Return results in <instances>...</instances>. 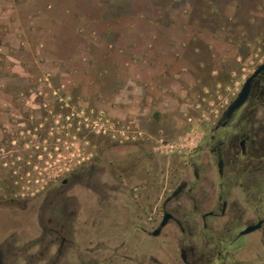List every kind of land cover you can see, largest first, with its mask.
Wrapping results in <instances>:
<instances>
[{"label":"rangeland","instance_id":"rangeland-1","mask_svg":"<svg viewBox=\"0 0 264 264\" xmlns=\"http://www.w3.org/2000/svg\"><path fill=\"white\" fill-rule=\"evenodd\" d=\"M221 1L17 2L16 22L25 31L19 34L24 38L19 51L25 56L18 59L34 80L33 86L13 89L42 91L49 109L34 120L32 132L11 130L0 144V202L7 200V192L30 201L22 194L36 191L43 202L49 187L62 190L61 176L71 171L69 184L85 194L114 188V165L134 156L136 145L139 152L153 148L156 171L189 150L203 125L264 57V0L222 1L225 15L214 11ZM235 9L239 12L233 17ZM229 32L234 39L224 36ZM130 43L137 44L135 50ZM137 57L150 59L157 84L139 88L140 101L136 105L133 100L130 112L109 116L97 108L98 102L122 103L120 92L127 83L114 75ZM3 66L0 57V76L9 75L2 74ZM2 84L0 90L9 88ZM74 206L67 202L68 217L46 210L39 218L48 214L69 226L78 211ZM15 222L0 210V240L19 234ZM27 240L29 249L40 248L39 242Z\"/></svg>","mask_w":264,"mask_h":264},{"label":"flooded vegetation","instance_id":"flooded-vegetation-1","mask_svg":"<svg viewBox=\"0 0 264 264\" xmlns=\"http://www.w3.org/2000/svg\"><path fill=\"white\" fill-rule=\"evenodd\" d=\"M222 1L214 11L225 15ZM40 95L0 90V144L11 130L32 132L34 120L49 109ZM135 147L134 156L114 165V188H95L85 194L86 202L76 201L78 211L68 224L76 229L83 264H264V57L203 125L193 146L163 169H154L153 148L139 152ZM72 172L61 176L59 186L74 190ZM55 188L47 189L52 203ZM38 193L22 194L31 200L18 201L7 192L0 202V210L18 223L15 240H36L38 235L30 233L34 224L53 223L39 218L51 205L43 204ZM47 228L53 232L51 242L61 239L58 229ZM14 248L9 238L0 244L4 263L18 257Z\"/></svg>","mask_w":264,"mask_h":264},{"label":"crops","instance_id":"crops-1","mask_svg":"<svg viewBox=\"0 0 264 264\" xmlns=\"http://www.w3.org/2000/svg\"><path fill=\"white\" fill-rule=\"evenodd\" d=\"M21 0H0V57H3L4 66L2 74H9V75H2L0 76V82H3L4 86L9 88H4L3 91H9L13 89V87H24L29 84H32L34 80L33 77L24 69L23 64L24 61H19L18 58H22L23 53H20L19 47L22 46V41L24 38H21V35L24 30H22L18 23L16 22L17 18V2ZM31 1V0H28ZM22 30V31H21ZM136 43H130L129 49L135 50ZM21 56V57H20ZM150 59L147 57H137L132 59L129 64L126 65L125 69H116V73L114 76H118L120 79L126 81L127 84L126 90H122L120 92V96L122 98V103H114L110 105L107 101L103 103V100H99L97 108L104 110L109 116H122L123 114H127L132 110L131 105L133 100H135L136 105L139 103V98L137 97L139 88L141 89H148L154 84H157V78L154 77L155 69L150 66ZM12 63V64H10ZM8 64V66H7ZM25 71V72H24ZM117 74V75H116ZM10 87H12L10 89ZM131 93L133 95H131ZM137 93V94H136ZM114 97H118L114 95ZM119 98V97H118ZM32 216H36V213L33 212ZM42 219V218H41ZM53 221V223H40L39 228H37L34 224L32 227L31 232L38 237L36 240H32L37 243L39 242L40 248L36 247L35 250L29 249L30 243L27 238L21 239L18 237L17 240L14 238H9L14 243V251H20L18 257H13L12 261H7L4 263L5 259V252L4 254L1 253L0 255V264H78L77 260L80 258L81 263L85 259L83 256L79 254V249H81L80 243L77 241L76 229H70L71 226H66L63 228L61 225L57 224L54 219L49 218ZM55 228L58 229V235L61 233V239L50 241L49 236H53L48 231V228ZM73 228V227H72ZM60 229V230H59ZM71 231V233H69ZM17 233V232H16ZM57 233V232H56ZM8 239V238H6ZM5 239L0 240V244L5 243ZM35 243V244H36ZM52 244L49 247L47 244ZM56 249L61 250V254L56 255ZM23 251V252H22ZM31 251H37V253H28ZM78 253V254H77ZM51 257V259H50Z\"/></svg>","mask_w":264,"mask_h":264},{"label":"water","instance_id":"water-1","mask_svg":"<svg viewBox=\"0 0 264 264\" xmlns=\"http://www.w3.org/2000/svg\"><path fill=\"white\" fill-rule=\"evenodd\" d=\"M79 196H82L84 198L85 192L80 190V189L78 190L76 188H74V190H70L68 187L62 188V190L55 192V194L53 196V203L50 199H45L43 201V204L49 203L51 205V210H55V214H57L59 216V218L61 216L68 217V216H70V214H69V208H67V202L72 200L76 203L77 198ZM47 217H49V215H47L46 218ZM49 218H51V217H49ZM53 218H55L57 221L56 217H53ZM57 224L60 225L59 222ZM61 226H64V225H61ZM69 226H70V224H69ZM69 233H71V231H69Z\"/></svg>","mask_w":264,"mask_h":264}]
</instances>
